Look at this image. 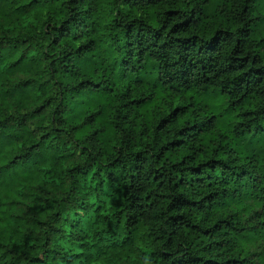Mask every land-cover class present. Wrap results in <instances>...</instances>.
I'll return each mask as SVG.
<instances>
[{
  "label": "trees",
  "instance_id": "1",
  "mask_svg": "<svg viewBox=\"0 0 264 264\" xmlns=\"http://www.w3.org/2000/svg\"><path fill=\"white\" fill-rule=\"evenodd\" d=\"M262 1L0 0V264L264 259Z\"/></svg>",
  "mask_w": 264,
  "mask_h": 264
},
{
  "label": "rangeland",
  "instance_id": "2",
  "mask_svg": "<svg viewBox=\"0 0 264 264\" xmlns=\"http://www.w3.org/2000/svg\"><path fill=\"white\" fill-rule=\"evenodd\" d=\"M260 11H261L262 14H264V1H262L261 5H260ZM263 29H264V28H263ZM17 154H18V151H17V153L11 155V157L13 158V157L16 156ZM7 159H8L7 154H2V153H0V164H5V165H6V163H3V162L6 161ZM258 263H259V264H264V259L259 258V259H258Z\"/></svg>",
  "mask_w": 264,
  "mask_h": 264
}]
</instances>
